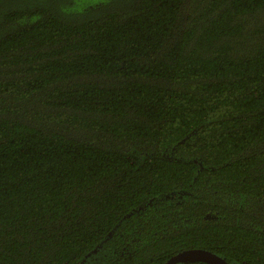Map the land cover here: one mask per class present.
<instances>
[{"label": "trees", "instance_id": "16d2710c", "mask_svg": "<svg viewBox=\"0 0 264 264\" xmlns=\"http://www.w3.org/2000/svg\"><path fill=\"white\" fill-rule=\"evenodd\" d=\"M75 5L0 0V264H264V0Z\"/></svg>", "mask_w": 264, "mask_h": 264}, {"label": "water", "instance_id": "95a60500", "mask_svg": "<svg viewBox=\"0 0 264 264\" xmlns=\"http://www.w3.org/2000/svg\"><path fill=\"white\" fill-rule=\"evenodd\" d=\"M184 261H199L207 264H231L214 252L202 249H186L171 256L164 264H178Z\"/></svg>", "mask_w": 264, "mask_h": 264}, {"label": "rangeland", "instance_id": "374dc122", "mask_svg": "<svg viewBox=\"0 0 264 264\" xmlns=\"http://www.w3.org/2000/svg\"><path fill=\"white\" fill-rule=\"evenodd\" d=\"M105 0H75V7L81 9L85 6H88V5H93V4H96V3H99V2H104Z\"/></svg>", "mask_w": 264, "mask_h": 264}]
</instances>
